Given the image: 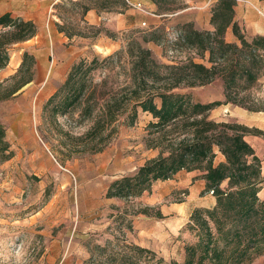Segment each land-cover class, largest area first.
Instances as JSON below:
<instances>
[{"label": "rangeland", "instance_id": "374dc122", "mask_svg": "<svg viewBox=\"0 0 264 264\" xmlns=\"http://www.w3.org/2000/svg\"><path fill=\"white\" fill-rule=\"evenodd\" d=\"M78 1L46 0L41 13L35 8L23 9L21 17L36 16L38 33L15 44L9 64L0 69V97H3L15 83L10 78L18 71L24 53L35 57L34 79L0 101V125L6 141L0 144V264H95L89 262L92 251L107 240H115L121 226L129 241L156 251L164 259L162 264H170L172 260L183 262L186 245L198 237L188 225L178 232L170 228L180 227L186 217L184 211L186 214L192 204L209 205L207 197L212 194L206 190L199 192L197 186L196 196L189 197L188 189L194 181L190 183L191 174L187 173L195 171L182 172L175 182H159L143 196L129 201L106 197L115 179L134 173L158 155V149L147 146V125L152 115L139 110L132 124L128 113L121 114L113 125L112 135L97 144L88 135L93 120L81 116L80 106L66 114L55 113L48 100L64 83L74 63L124 50L133 34L142 37L145 32L163 28L164 41L147 44L154 57L161 63L186 59L189 52L174 45L179 26L192 21L200 29H212L214 0H184L185 8L172 14H159L156 7L153 12L157 16L146 14L147 17L130 8L123 14L95 9L101 16L99 24H90L79 8L64 4ZM124 18H128L126 25L121 24ZM237 18L248 37L264 34V0H238ZM64 22L72 32L81 29L88 37L69 38L59 30V24ZM98 30L100 34H96ZM227 39L234 40L231 31ZM108 40L116 46L104 50L103 42ZM123 74L119 60L101 59L92 83L100 85L102 94H117ZM223 90L222 81L217 79L212 84L180 91L191 93L195 101L212 102L225 101ZM253 94L259 101L256 105L264 109L262 87ZM234 108L232 103L221 104L211 111V116L239 121ZM97 145L102 148L94 151ZM254 145L263 160L264 173V138L255 140ZM178 183H183L181 188ZM260 195L264 199V186ZM146 206L153 214L140 213ZM158 208L162 218L154 216ZM120 211L127 212L132 229L127 222L120 224ZM249 264H264V255Z\"/></svg>", "mask_w": 264, "mask_h": 264}, {"label": "trees", "instance_id": "16d2710c", "mask_svg": "<svg viewBox=\"0 0 264 264\" xmlns=\"http://www.w3.org/2000/svg\"><path fill=\"white\" fill-rule=\"evenodd\" d=\"M71 1V0H70ZM159 14H172L185 8L184 0H151ZM70 4L79 8L83 18L88 11L124 13L125 0H80ZM238 0H214L211 8L212 29H200L192 21L179 27L174 45L189 52L186 59L175 63H161L147 45L162 43L164 29L145 32L142 37H129L124 50L92 61L82 58L71 67L64 83L48 100L55 113L66 114L75 106L81 116L93 120L88 131L96 143L105 142L114 131V123L123 113L134 124L139 110L150 113L147 146L159 150L132 174L115 179L106 197L129 201L150 191L158 180L173 178L179 171H198L195 178L206 181V191L214 190L213 207H196L186 225L196 232L198 239L186 245L183 262L170 264H249L264 255V184L263 160L249 136L264 132L240 121L212 118L211 111L221 104L232 103L250 110H260L253 94L262 87L264 78V34L248 37L237 18ZM64 7L63 4H58ZM87 23V21L84 20ZM59 30L69 38L88 37L81 29L75 32L66 22ZM231 31L234 40H228ZM38 33L32 19L0 11V69L11 58L12 47L33 38ZM98 30L96 34H100ZM198 57L200 60H197ZM119 60L124 67V80L118 92L102 94L100 85L92 83L93 72L100 69V61ZM35 57L24 53L18 71L11 76L13 87L0 97L9 98L34 79ZM27 73V75H26ZM220 79L225 101H195L183 88L212 84ZM2 86V83H0ZM0 125V144H6ZM102 148V147H101ZM98 145L94 151L101 149ZM218 153L224 160L216 163ZM150 207L140 213L153 214ZM120 211L118 221L132 224ZM154 216L163 217L158 208ZM124 227L115 240L97 245L89 262L95 264H162L164 259L153 249L129 241ZM98 252V254H97Z\"/></svg>", "mask_w": 264, "mask_h": 264}, {"label": "crops", "instance_id": "0c3cea01", "mask_svg": "<svg viewBox=\"0 0 264 264\" xmlns=\"http://www.w3.org/2000/svg\"><path fill=\"white\" fill-rule=\"evenodd\" d=\"M142 1L147 7H149L151 10H155L156 5L151 1V0H139ZM46 4V0H0V11L1 12H12L13 14L16 13L17 16H22V11L23 9H32L35 8L36 12H43V10L46 8L45 6ZM129 10V9H128ZM127 10V11H128ZM141 17H147L148 15H146L143 12L138 11ZM123 14V13H122ZM26 18L28 19H32V20H36V16L33 14H24ZM24 17V18H25ZM119 17L116 16V19H118ZM86 19L88 20V22L90 24H99L101 21V16L98 14V12L95 9H92L90 11H88V13L86 14ZM132 19V18H131ZM128 22V18H124L122 19V23L126 25V23ZM120 26V25H119ZM117 27H118V22H117ZM102 48L104 50H111L112 48H114L116 46V44H114V42L108 40V41H104L103 42ZM262 91L264 94V78L262 81ZM236 110V115H238V117L240 119H238L240 122H243L245 124H247L250 127H256L260 130H262L264 132V109H260V110H250L248 108L239 106V105H235ZM260 138H262V136H255V135H251L248 137V139L254 144L255 140H260ZM224 160V156L221 153H218L217 157H216V163H219L221 161ZM187 172L186 170H181L179 171L173 178L171 179H167V180H158L154 183V187L155 185H157V183L159 182H167V181H171V182H175L174 179L176 178H180V175L182 172ZM187 176H190L191 174V182L194 181V184H192V186L189 187V197H193L196 196L197 193V186H198V191L200 192L201 190H206V181L202 178H195L199 172L195 171V172H188ZM184 177V179L187 181L188 177ZM194 179V180H193ZM189 181V180H188ZM187 181V182H188ZM186 182V183H187ZM183 183H178V187L181 188ZM209 193V192H208ZM143 196V195H142ZM209 199V205H206V207H213L216 204V196L214 194H211L209 197H207ZM191 202V201H190ZM200 205H202L201 203H195L192 204V206H190V208H188V211L185 214L184 211V215H186L184 222L180 225V227H178V229L173 230L172 228H170L172 230V232H175L177 230H179L181 227H183L184 225H186L190 219L191 213L192 211L196 208L199 207ZM163 209V207H162ZM163 212H165V210H162ZM166 213V212H165ZM167 214V213H166ZM178 232V231H177Z\"/></svg>", "mask_w": 264, "mask_h": 264}, {"label": "built area", "instance_id": "2783aa9c", "mask_svg": "<svg viewBox=\"0 0 264 264\" xmlns=\"http://www.w3.org/2000/svg\"><path fill=\"white\" fill-rule=\"evenodd\" d=\"M128 8L134 9V10H139L140 12H143L148 15H153L157 16L156 13L153 12L149 7H147L142 1H137V0H125ZM144 24H146L144 22ZM212 194H214V190L210 191Z\"/></svg>", "mask_w": 264, "mask_h": 264}]
</instances>
